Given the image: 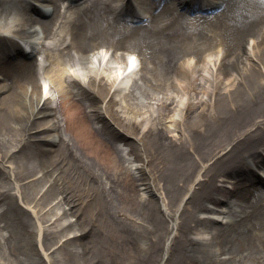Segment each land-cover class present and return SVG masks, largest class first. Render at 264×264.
<instances>
[{
	"label": "bare ground",
	"instance_id": "1",
	"mask_svg": "<svg viewBox=\"0 0 264 264\" xmlns=\"http://www.w3.org/2000/svg\"><path fill=\"white\" fill-rule=\"evenodd\" d=\"M0 264H264V0H0Z\"/></svg>",
	"mask_w": 264,
	"mask_h": 264
},
{
	"label": "rangeland",
	"instance_id": "2",
	"mask_svg": "<svg viewBox=\"0 0 264 264\" xmlns=\"http://www.w3.org/2000/svg\"><path fill=\"white\" fill-rule=\"evenodd\" d=\"M197 1H199V2H202V0H197ZM206 9V8H205ZM205 9H203V10H205ZM180 10L183 12V13H186L187 11H186V6L185 7H181L180 8ZM188 14V13H187ZM120 16V18L122 19V21H124V20H130L131 19V17L130 16H127V15H125V14H123V15H119ZM136 19H140V18H136ZM216 56H211L210 58L211 59H213V58H215ZM259 170H261V169H258L257 170V172H261V171H259ZM70 218H67V220H69ZM66 219H63L62 221H67ZM73 233H74V230H72V229H69V230H67V231H65L62 235H61V238H64V237H66V236H71V235H73ZM60 238V239H61Z\"/></svg>",
	"mask_w": 264,
	"mask_h": 264
},
{
	"label": "snow or ice",
	"instance_id": "3",
	"mask_svg": "<svg viewBox=\"0 0 264 264\" xmlns=\"http://www.w3.org/2000/svg\"><path fill=\"white\" fill-rule=\"evenodd\" d=\"M131 59L134 61L135 60V57H132Z\"/></svg>",
	"mask_w": 264,
	"mask_h": 264
}]
</instances>
